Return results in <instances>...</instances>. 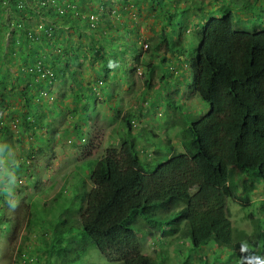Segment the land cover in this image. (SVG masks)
I'll use <instances>...</instances> for the list:
<instances>
[{
    "label": "trees",
    "instance_id": "trees-1",
    "mask_svg": "<svg viewBox=\"0 0 264 264\" xmlns=\"http://www.w3.org/2000/svg\"><path fill=\"white\" fill-rule=\"evenodd\" d=\"M7 1L0 0L3 4ZM55 1L10 0L11 17L1 25L10 35L6 47L10 55H57L54 57L57 64L52 63L49 69L40 64L34 67L26 57L28 72H23V77L16 76L23 87L7 89V84L0 81V115L2 110L7 111L10 122L23 130L13 138V127L7 118L3 116L6 120L0 121V223L5 222L2 205L8 201L10 192L16 190L10 178H24L26 183L33 178V187H37L34 180L39 176L34 178L32 174L36 162L33 155L52 151L54 139L50 136L55 132L51 124L54 120L45 119L42 109L48 107L32 89L33 85L44 94H54L53 100L58 102L55 115L62 110L72 120L79 116L77 123L68 125V130L76 132L81 139L85 137L86 156L101 142L88 129L98 109L93 117H87L93 108L89 103L97 87L106 98L103 102L99 100L100 106L116 112L124 132L119 134L117 143L111 141L104 149L100 161H88L89 168L82 167V176H86L90 186L81 191L76 216L64 218L61 214L53 223H42L51 234L42 247L43 257L50 258L47 264L52 258L59 264H88L83 258L91 248L114 264H161L140 251L139 239L148 232L141 223L161 234L180 231L187 238L190 250L215 244L231 248L230 255H234L233 249L246 243L252 250L251 255L264 258L263 221L254 220L255 233L241 240L234 237L226 215L227 199L246 206L251 184L264 183V6L253 12L250 0H215L218 5L211 3L208 10L205 0H186L179 14L184 17L181 20L184 24L181 26L180 21H175L174 27L163 26L162 31L145 41L143 49L136 46L139 34L137 25L130 19L115 15L109 18V11L89 22L82 3L92 0H66L75 6L74 11L68 4L58 6ZM165 1L144 0L143 4L162 11ZM132 2L126 0L125 5ZM175 4V0H170L169 6L178 12L174 10ZM151 16L156 20L155 15ZM163 18L167 20L166 16ZM172 20L173 17L168 18ZM156 23H151L152 30ZM61 27L65 28L63 43L57 41V34L61 32L57 29ZM102 27H106L107 36L100 31ZM120 30L125 34L124 42L118 38ZM94 34L107 38L111 49H115L116 54L109 55L114 59L112 67L120 70L129 56L136 65H129L128 70L135 72L143 68L144 87L148 90L153 89V73L157 68L166 70L165 75L162 71L159 75L168 79L176 71L173 66L166 69L167 64L176 56L183 59L184 89L195 93L208 106V112L186 116L182 151L172 152L166 159L159 158L155 151V157L147 163L139 158L131 129L132 113L113 106L119 98L110 91L113 85L109 81V67L105 65L104 48L102 45L95 48L93 44L90 48L82 46L83 42L90 44ZM70 40H75L76 47L70 45ZM120 46L127 47L128 52L124 53ZM60 55H69V59L62 61ZM86 56L92 58L88 69L83 63ZM42 60V57L36 59L37 63ZM99 62L102 67L96 69ZM8 63L5 54L0 53V64ZM45 71L48 74L40 77ZM89 72L92 81H97L95 85L86 79ZM178 79H173L172 84L159 85L158 94L168 87L177 89ZM55 81L57 86L51 92ZM22 98L24 110L19 112L14 106L15 99ZM30 100L40 109L34 111V105L28 106ZM149 105L156 103L151 100ZM102 107L100 112L105 115ZM36 129L43 130L42 134L37 140H30L25 153L19 150V161L1 164L2 158L10 154L9 139L23 142L29 139L24 136L30 137ZM238 255L251 256L246 252Z\"/></svg>",
    "mask_w": 264,
    "mask_h": 264
},
{
    "label": "rangeland",
    "instance_id": "rangeland-1",
    "mask_svg": "<svg viewBox=\"0 0 264 264\" xmlns=\"http://www.w3.org/2000/svg\"><path fill=\"white\" fill-rule=\"evenodd\" d=\"M79 2L80 0H76ZM126 0H92L85 1L82 6L87 9L88 21L90 22L91 16L97 19L98 15L107 14L109 11V18L112 15L124 17L130 19L133 23L137 25V33L140 39L136 40V45L139 47L142 41H146L154 33L162 31V27L169 25L170 27L175 26V21H180L181 26L184 24L181 21L184 17L179 16L181 13L180 7L186 4V0H175L176 4L174 12L169 6L170 0L165 1L164 10L160 11V8L154 7L149 8L143 4L144 0H137V2H132L131 4L125 5ZM209 6L208 10L213 5H218L215 0H205ZM10 0L7 4L0 2V46L2 49V54H5V58L9 61L7 65L0 64V81L7 84V89L12 88L19 90L23 87L20 85V80L16 78L17 75L24 76L23 72H28L27 62H24L26 57L28 62L32 66H37L40 64L42 67H47L52 63L57 64L54 57L57 55H10L6 51V47L9 43V33L3 28H1L2 22L7 18L11 17L10 13ZM55 3L58 6L68 4L74 11L75 6L66 0L60 1L56 0ZM100 4H103L99 6ZM151 15L156 16V20H153ZM166 16L167 20L163 17ZM207 16V15H206ZM169 17H173L172 21H168ZM175 17V18H174ZM14 18V17H13ZM264 19V18H263ZM162 20L163 22H159ZM156 26L152 30V22H155ZM260 21V20H259ZM12 24H10L11 26ZM5 27V26H4ZM61 30L57 34V41L63 43V37L65 33V28H59ZM107 36L108 31L106 27H102L100 30ZM89 32V31H88ZM118 38L120 41H126L124 37V32L120 30L118 32ZM3 35V37H2ZM2 37V38H1ZM3 39V40H2ZM2 40V41H1ZM75 40H70L72 42L70 45H76ZM102 47L104 48L103 53L107 55V65L109 67L108 73H110L109 81L113 85L110 88L111 94L117 95L119 98L113 106L119 109L130 111L132 115V120L134 123L133 133L135 135L138 132L143 131L142 138H137L136 142L141 150L140 156L142 155L145 159L154 157L153 152L156 150H161L163 156L162 159H166L172 152H180L181 141V129L185 126L186 117L182 115L175 114L172 116V121L170 122V115L167 110L164 109V105L161 104V98L157 92L158 82L160 77V71L165 75L166 70L163 68H157L155 70L154 78L151 84V90L144 87L145 76L143 68L139 67L135 72L128 70L129 65H136L131 61V58L127 55L123 57L127 58L123 62V66L120 70L112 67L114 61L109 55H115V49L112 50V44L106 39L100 38V34H94V38L90 44L83 42L82 46ZM69 47V45H68ZM124 53H127V47L120 46ZM74 48L70 50L73 52ZM54 53V52H53ZM91 55L93 53L91 52ZM62 56V61H67L69 55ZM80 56V55H77ZM118 56V55H116ZM42 57L41 63H37L36 59ZM35 60V62H33ZM92 58L86 56L83 60L86 69L89 68ZM175 62L178 65H173V61L168 63L166 69L173 65L176 73L172 74V77L168 78V82L172 84L173 79L178 78L179 74L182 72L183 63L176 56ZM16 63V66L13 64ZM101 62L96 64V69L101 68ZM83 68V67H82ZM159 75V76H158ZM88 81L92 85H95L97 81H92V75L89 72L87 74ZM181 80V77L178 81ZM99 84V83H98ZM102 82L100 85H103ZM57 82L53 83L51 92L55 90ZM33 90L36 94H40L41 99H43V104L48 107L47 110L42 109V113L47 121L54 120L51 124L55 128L54 135H51V130L48 132V136L54 139L51 143L52 151L46 155H33L36 159L35 166L33 168L32 174L34 181L37 182V187H33V182L31 180L26 183L24 178L18 180L16 177L10 178L11 186L17 190V192H11V201H13V206L10 204H5L2 207V221L1 225H6L7 228H0V264H18V257L21 254H25L27 257L31 258L34 264H47L50 258H44L42 253V247L44 243L50 240L51 234L47 230V227L43 225V222L53 223L54 219L61 214L66 217H75V211L78 209V204L80 200L81 191L89 189V183L86 180V176H82V167L89 168L87 162L95 161L98 162L102 159L104 154V149H106L109 143L118 141L120 127L118 124V117L115 116L116 112L108 111L106 108L100 106L99 100L101 102L105 101L106 98L102 96L99 88L96 87L95 97L93 102L95 107L92 108L88 113L87 117L90 119L94 116L96 110V116L89 121V128L93 129L97 125L96 133L98 139L97 148H92L90 156H86L88 150L84 147L83 143L85 137L81 139L76 135V132H71L68 130V125L70 123H77L79 116L74 120L72 118H67L65 113L61 110L58 115H55V106L58 105L56 100H53V93L46 92L45 94L38 87L33 85ZM134 92V93H133ZM133 93V95H132ZM132 95V96H131ZM151 100L157 101L155 106L149 105ZM183 100V99H182ZM53 101V102H52ZM184 101V100H183ZM34 105V111L40 109V106H35L34 102L30 100L28 106ZM19 112L24 110V99L16 100L14 105ZM106 110V114L100 112V108ZM184 110L188 112H195L200 114L202 110V104L200 101L192 97L190 100L184 102ZM205 106L203 111H206ZM3 113L0 115L1 122H4L9 116L7 111L2 110ZM4 116V117H3ZM192 114L190 117H193ZM174 120L178 121V125L175 126L171 124ZM85 124V120L83 121ZM13 127L14 137H18V134L23 130L19 127H15L13 123L10 122ZM181 126V127H180ZM180 128V129H179ZM43 130L36 129L32 132L29 138L25 139L23 142L15 141L13 138L8 141V151L10 152L8 157H3L1 164L6 161L11 163L18 162L19 150L26 152V149L30 143V140H37L42 134ZM82 137V136H81ZM47 138H45L46 141ZM44 141V143H45ZM173 145L172 150L169 146ZM158 144L160 147H158ZM9 176V172H7ZM18 177V175H17ZM242 195V194H240ZM250 201L247 206H242L239 203H233V201L227 202V215L233 226V233L236 239H246L255 233L254 220H262L264 223V185L263 183H257L256 181L251 184V188L248 192ZM18 204L20 206H18ZM144 231H150L146 224L141 223ZM185 237L175 234V235H160L157 230L153 231V235L149 236L147 232L140 237L141 251L144 253H150V251H155L158 256L153 257L156 261H160L161 264H246V261H242L241 257L238 255L241 250H235L230 255L231 250L229 248L218 247L215 245H210L204 247L199 251L190 252V247L185 241ZM250 247L247 245L248 255L250 254ZM18 256V257H17ZM205 259H204V258ZM99 254L94 249H89L86 252L85 259L88 264H101ZM203 259V261L201 260ZM49 264H59V262L52 258V262Z\"/></svg>",
    "mask_w": 264,
    "mask_h": 264
},
{
    "label": "clouds",
    "instance_id": "clouds-1",
    "mask_svg": "<svg viewBox=\"0 0 264 264\" xmlns=\"http://www.w3.org/2000/svg\"><path fill=\"white\" fill-rule=\"evenodd\" d=\"M250 3H251V9H252V11L254 12V11H256L257 9H259V8H261V7H263L264 6V0H250ZM93 21H95V18H93V16H91V19H90V22H93ZM139 39H140V37H139ZM139 39H137V41L139 40ZM144 43H145V41H142L141 42V45L140 46H142V48L144 49L146 46L144 45ZM144 45V46H143ZM137 46V45H136ZM139 46V47H140ZM180 60H181V62L183 63V66L181 67L182 68V70L185 68L184 67V61H183V59L181 58V57H179V56H177ZM173 65H175L176 64V62H175V60H173ZM172 65V66H173ZM45 74H48L47 73V71H45V72H42V74L40 75V77H43ZM182 76H183V73L181 72L180 74H179V78L181 77V80L179 81V86L177 87V89L176 88H174V87H168V88H166L165 89V91H164V93H161V92H159V96H160V98H161V104L162 105H164V109L165 110H167L168 112H169V115H170V122L172 121V116L174 117L175 116V114H178V115H182V116H187V117H190L192 114L194 115V116H196V115H204V114H206L207 112H208V106L207 105H205V104H202L201 102V104H202V108L204 109V107L206 106L207 107V110L206 111H204V112H202L203 111V109L202 110H200V114H197L196 113V111L195 112H188L187 110H184L183 109V106H184V102H186V101H188V100H190L192 97H195V98H197L198 99V97H197V95L195 94V93H192V92H188V91H185V89H184V85H185V83H186V81L184 82L183 81V79H182ZM188 80V79H187ZM168 82V79H166V78H164V77H162V76H160L159 77V82H158V84L161 86V85H163L164 83H167ZM159 85H158V88H159ZM157 88V90H159ZM158 92V91H157ZM53 96H54V94H53ZM184 101H183V100ZM55 100V99H54ZM199 100V99H198ZM200 101V100H199ZM155 103L157 102V101H154ZM90 104V106H93V108L95 107V103L93 102V100H92V103H89ZM123 110V109H122ZM89 112V111H88ZM87 112V113H88ZM133 115V114H132ZM118 121H119V118H118ZM171 124H173V125H175V126H177L178 125V121H176V120H174ZM120 127V126H119ZM133 127H134V123H133V120L131 121V129H132V134H133V138H134V140H135V144H136V146H137V150H138V152H139V158L144 162V163H147V162H150V161H152L151 160V158H149V159H145L142 155L140 156V153H141V150L139 149V147H138V145H137V142H136V139L137 138H142V133H143V131H141V132H138V134L137 135H135L134 133H133ZM181 127V126H180ZM185 127L186 126H183V128L180 130L181 131V138L183 137V139H182V141H181V146H180V149L182 150L183 149V142H184V140H185V138H186V129H185ZM96 128H97V125H95V127L93 128V129H90V134L93 136V135H96L97 133H96ZM180 129V128H179ZM120 130H121V128H120ZM122 133H120V136L123 134V132H124V128H122ZM167 145L168 146H173V145H169V143H167ZM158 147H160V145L158 144ZM157 151V155L159 156V158H161L162 159V156H163V154H162V152H161V150H156ZM155 152V151H154ZM154 152H153V156L155 157V155H154ZM169 156V155H168ZM153 158V157H152ZM257 183H260V182H258V181H256ZM261 183H263V182H261ZM263 185H264V183H263ZM14 192H17V190H15ZM10 194H11V192H10ZM9 194V195H10ZM239 194H242V192L241 191H239ZM249 196V195H248ZM11 195H10V197H9V199H8V201L7 202H5V204H10V207H12L14 204H13V201H11ZM228 201H230L229 199H227V202ZM232 201V200H231ZM250 201V200H249ZM227 202H226V215H227ZM233 203H236V202H234L233 201ZM5 204H3L2 205V207L5 205ZM241 205V204H240ZM18 206H20L19 204H18ZM243 206V205H242ZM247 206V205H246ZM227 217H228V215H227ZM229 219V218H228ZM230 220V219H229ZM231 222V221H230ZM136 225H137V223H136ZM231 225H232V223H231ZM149 228V227H148ZM150 229V231H148L147 232V234L149 235V236H151V235H153V231H154V229H151V228H149ZM232 230H233V226H232ZM158 231V230H157ZM159 232V231H158ZM145 234V233H144ZM159 234L160 235H175V234H178V235H181L180 234V231H178V232H176L175 234H168V233H164V234H161L160 232H159ZM143 235V234H142ZM142 235H141V237H142ZM233 235H234V233H233ZM182 236V235H181ZM186 238V237H185ZM187 239V238H186ZM139 244H140V251H141V243H140V239H139ZM215 245V244H214ZM215 246H218V245H215ZM219 247V246H218ZM202 248H204V247H202ZM201 248V249H202ZM223 248H228V247H223ZM201 249H197V250H189L190 252H193V251H199V250H201ZM229 250H231V248H229ZM235 250H241L240 252H239V254L240 255H244L245 254V251H247V245H246V243H242L241 244V246H239V248H237V249H233V251H235ZM96 251V250H95ZM250 252H252V250L250 249L249 250ZM98 253V252H97ZM141 253H144V252H142L141 251ZM99 254V256L101 257L100 258V260H101V264H114L113 262H111V261H108L107 259H105L100 253H98ZM144 254H147V255H149V256H152V257H156V256H158V254L159 253H157V252H155V251H150V253H144ZM18 257V256H17ZM242 259V261H246V264H252V261H255L256 262V264H264V258H262V257H260V256H255V255H251V256H248V257H242L241 258ZM83 260L84 261H87L86 259H85V256H84V258H83ZM155 260V259H154ZM160 261H158V263H159ZM18 264H33V261H32V259L31 258H29V257H27L25 254H21L19 257H18Z\"/></svg>",
    "mask_w": 264,
    "mask_h": 264
}]
</instances>
